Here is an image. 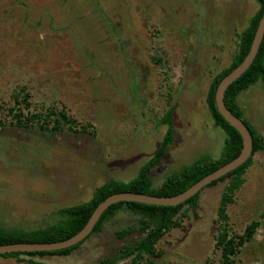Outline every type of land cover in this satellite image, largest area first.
Masks as SVG:
<instances>
[{
    "label": "rangeland",
    "instance_id": "374dc122",
    "mask_svg": "<svg viewBox=\"0 0 264 264\" xmlns=\"http://www.w3.org/2000/svg\"><path fill=\"white\" fill-rule=\"evenodd\" d=\"M98 1L102 10L97 3L95 9L94 0H0L3 225L45 227L49 213L90 200L110 179L136 176L163 139L167 127L158 120L171 104H178L175 139L151 171L156 186L183 165L204 154L218 157L222 151L225 132L209 112L207 95L214 76L231 64L237 32L260 9L258 2ZM19 90L31 93L33 111L64 109L78 126L94 128L96 137L67 126L62 132H46L39 127L42 120L19 126L9 113ZM238 102L245 117L264 133L263 82L246 89ZM244 177L229 206L230 223L238 233L252 221L260 226L234 264H264V153L255 154ZM227 182L203 189L198 217L188 211L182 226L160 240L154 264H222L216 249L217 219ZM136 221L121 211L72 254L33 259L97 264L141 237L137 231L119 235ZM22 258L0 256V264H34L28 256Z\"/></svg>",
    "mask_w": 264,
    "mask_h": 264
},
{
    "label": "trees",
    "instance_id": "16d2710c",
    "mask_svg": "<svg viewBox=\"0 0 264 264\" xmlns=\"http://www.w3.org/2000/svg\"><path fill=\"white\" fill-rule=\"evenodd\" d=\"M256 1L260 5V9L251 17L249 24L237 32V48L231 64L214 76L207 95L209 112L216 126L225 132L222 151L218 157L204 154L191 164H185L179 169L168 173L160 185L156 186L154 184L151 171L161 164L170 145L175 139L174 119L178 104H171L164 116L158 120L159 125H166L167 127L163 139L154 154L140 166L136 176L126 181L110 179L95 190L90 200L61 207L49 213L47 219L50 223L45 227L34 229L8 227L0 221V245L21 242L49 243L66 240L81 231L88 223L98 205L115 193L135 192L155 196H175L185 192L207 175L238 157L243 149V137L237 128L219 111L216 103V92L221 81L244 61L251 50L260 20L264 14V0ZM22 3L20 2L19 4L21 5L19 6H26ZM96 3L101 8L99 1L94 0L95 9ZM29 11L27 10L26 12ZM29 14L30 12L25 17H30ZM106 17L105 15L106 22L110 21L108 23L109 27L114 30V22ZM156 60L165 67V63L161 57L157 56ZM259 81H262L264 84V39L251 66L228 87L225 93L227 107L245 122L252 133L254 142L253 155L237 169L206 186L211 187L220 182L228 181L221 196L217 219L219 225L216 249L220 250V261L222 264H234V259L240 253L241 248L245 243L253 239L257 228L260 226L259 221H252L247 225L243 233H238L232 228L228 211L230 204L235 199L237 190L245 181L244 175L254 163L255 154L257 152L264 153V133L260 132L245 117L244 111L238 102L239 96ZM31 96L30 92L24 90H19L14 93L13 99L15 105L9 108V113L12 119L18 120L17 123L19 126H34L35 123L39 122L38 120H42L39 127L46 132H62L67 126L69 131L96 137L94 128H89L88 125L78 126L79 124L77 125L75 120L69 117L64 109L57 110L55 107H50L49 111H33L30 108L32 103L29 101ZM3 110L4 107L0 105V111ZM200 196L201 192H198L177 205H159L137 201L117 202L112 204L103 213L92 233L86 239L73 246L54 251L11 252L0 254V256H13L19 260H22L23 256H28V261L34 264H43L33 259L37 256H68L79 249L93 234L101 233L106 223L111 221L119 212L127 211L133 214L137 218V221L135 224L120 230V237H125L136 231L141 233V237L131 244L126 245L118 254L103 259L97 264H117L119 261L128 258H132L130 264H154L152 259L158 254L157 244L160 240L170 230L182 226V218L187 215L188 211L192 210L195 216L198 217Z\"/></svg>",
    "mask_w": 264,
    "mask_h": 264
},
{
    "label": "water",
    "instance_id": "95a60500",
    "mask_svg": "<svg viewBox=\"0 0 264 264\" xmlns=\"http://www.w3.org/2000/svg\"><path fill=\"white\" fill-rule=\"evenodd\" d=\"M263 39L264 14L260 20L249 54L238 67H236L221 81L216 92V103L219 111L235 128H237V130L241 133L243 137V149L238 157L225 164L221 168L217 169L216 171L212 172L211 174L207 175L199 182L191 186L189 189H187L185 192H182L175 196H155L135 192L115 193L106 198L98 205L85 227L74 236L66 240L49 243L21 242L0 245V254L11 252L54 251L73 246L86 239L92 233L103 213L114 203L121 201H137L142 203L159 205H177L191 198L196 193L202 192L203 189L214 180L219 179L220 177L243 165L253 155V136L245 122L227 107L225 103V93L228 87L251 66L259 52Z\"/></svg>",
    "mask_w": 264,
    "mask_h": 264
}]
</instances>
